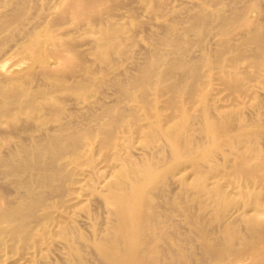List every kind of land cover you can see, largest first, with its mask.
Masks as SVG:
<instances>
[{
  "label": "bare ground",
  "instance_id": "6f19581e",
  "mask_svg": "<svg viewBox=\"0 0 264 264\" xmlns=\"http://www.w3.org/2000/svg\"><path fill=\"white\" fill-rule=\"evenodd\" d=\"M168 1L66 0V5L63 2L60 6L64 7L59 14H50L51 11L43 14V11L40 12L43 14L42 19L31 20L30 10L41 8V4L38 5L37 0H14L11 4L13 6L6 11L1 10L0 14L1 32L12 23H16L20 28L17 38L7 36L0 40V118L9 115L12 104L28 108L32 116H39L41 108L46 105L56 118L61 109L57 103L59 99H64L55 94L58 89H85V93L90 92L93 86L84 84L83 81L87 77L78 73V70L89 72L91 77L105 70L91 68L85 56L87 52H80L81 47L77 49L79 47L75 36L55 30V24H64L70 17L77 18L78 21L73 20L77 22V29L85 27L95 34L90 33L94 37L93 47L88 48L94 52L97 61L114 62L115 55L124 56L132 51L130 45L134 43L137 32L142 29H126L125 26H120L122 22L119 24L110 17L118 15L123 7L130 6L135 11L144 7L143 4L152 5L151 9L154 11H163ZM260 1L262 3L263 0ZM211 2L219 6L229 2L230 6L228 7L227 3L229 9L223 10L221 14L220 11V15H217L205 7L200 8V1H196L194 5L192 2L186 3L184 10L187 14L183 20H186L188 25L185 30L198 35L202 31L208 32L211 24L216 23L219 30L232 34L231 38L222 40L221 49H215L214 61L218 63V78L235 93L234 99L241 101L240 94L250 91L253 86L244 81L239 62L245 58L251 59L246 70L250 77L264 74V14L260 17L252 15L256 9L262 10L264 5L256 0ZM2 4L4 3H1V6ZM148 7L150 8L146 6L147 9ZM49 9H52V6ZM174 13L172 12L173 15ZM42 29L46 31L45 38L40 35ZM143 30L149 31L155 45L160 48L167 46L171 50L164 47L168 50L161 51L158 47L159 49L143 48L137 52L135 71L139 73L125 70V78L115 76L111 79L118 93L113 97L114 100L117 99L115 102L110 98L114 103L105 100L101 105L93 104L96 107L98 105V110L90 108L87 114L84 112V118H87L84 128L70 126L64 120V123H58L52 128L39 129V132L30 136L27 134V140H21L19 144L15 142L18 145L9 150H0V164L6 167V173L15 176L11 184L20 190L17 199L6 200L0 195V246L7 242V237L16 242L19 248L39 247L41 251L54 250L62 244L75 259L82 261V253L75 240L85 235L81 224L88 225L93 218L92 211L86 206L89 200L94 199L111 215L100 232L90 235V245L105 264H187L192 257L191 253L183 252L182 247L173 249L170 246L162 219L167 208L160 199H165L167 183L170 178H174L178 181L176 184L179 183L176 187L180 193L185 188L192 189L190 193H195L196 199L206 197L207 201L214 204L212 211L218 219L214 229L217 234L215 245L209 243L210 230L206 229L205 222L197 223V233L205 239L202 244L205 255L201 261L204 260L206 264H264V147L258 143V132L250 131L249 123L243 122L240 111L233 109L236 103H224L223 97H218L209 86L206 89L201 88L202 81L203 85L210 83V79L203 80V76H211L214 69H210L207 74L202 68L212 60V57L203 51V45L201 49H193L194 45L203 43L201 35L193 38L190 34L191 38H185L178 28L175 29L168 22L152 24ZM210 35L214 36L211 33ZM244 46H247V49ZM136 47L132 46V49L135 50ZM15 57L18 59L14 60ZM117 58L118 56L115 59ZM96 59L90 60L97 63ZM133 60L130 57V61ZM17 65H20L21 69L41 66L39 71L42 76L51 77L53 82L43 84L44 86L41 85L42 82L33 87L18 80L16 84L9 86L10 81L21 78L16 74L19 68ZM96 82L98 80H94V83ZM150 87L153 91H150ZM105 93L101 95L105 96ZM164 95L166 98L161 99ZM127 98L133 100L136 105L126 108L121 102ZM212 99L214 104L210 103ZM189 104H199L201 108L193 112ZM232 120L236 123L233 124ZM195 124L203 128L207 146L195 144L190 132ZM3 130L0 129V136L5 138L7 134L6 130ZM161 137L165 141L163 145L159 141ZM141 142L143 145H138ZM42 187H48L49 190H42ZM169 187L171 188V185ZM51 193L55 194L65 208H60L62 211L59 210L57 216L55 211H58L59 207L54 201H49ZM189 201L191 200H183L186 209H190ZM235 202L238 205L234 204ZM78 208L87 210L76 217ZM175 210L178 211L179 208ZM64 211L66 213L63 214ZM56 217H59L56 228L45 224V219ZM239 222L244 223L247 232L241 231ZM83 228L87 229L86 226ZM55 236L63 238L61 244L54 240ZM27 255L33 253L28 251ZM212 256L225 262H211L209 258ZM52 262L48 260L46 264Z\"/></svg>",
  "mask_w": 264,
  "mask_h": 264
},
{
  "label": "rangeland",
  "instance_id": "374dc122",
  "mask_svg": "<svg viewBox=\"0 0 264 264\" xmlns=\"http://www.w3.org/2000/svg\"><path fill=\"white\" fill-rule=\"evenodd\" d=\"M38 1V5L39 3L42 5H39L41 8L37 9V8H32L30 11H31V20L32 19H35V20H39V19H42V15L46 13H49L50 11V14L52 13H56V14H59L60 10L62 11V7H60L62 5V3L64 1H61V0H37ZM190 0H172L170 2V0L168 1L167 3V7H165V12L164 10L163 11H154L153 9H151L152 5H144V7L142 6L139 10H135L130 8V6H126L125 8L123 7L118 15H115V16H112L110 17V19L112 21H118V23L122 22L120 24V26H125L126 29H128L129 27V30H141V32H137L136 34V39L134 37V43H132L130 45V50L131 52H128L127 54H124V56L122 55H118V61L117 59H115L117 56L115 55V58H114V62H102V61H97L96 59V55L94 54V52L90 51L89 48H92L93 47V43H92V39L94 38L93 35H90V33H92L90 30H88L87 28L85 27H78L79 29H77V22L75 21H78L77 18H74V17H70V20L67 22H63L62 23H57L53 26V28L55 30H59V31H63L65 34H69L70 33V36L74 37L72 38L75 42H77V49H81L79 50L80 52L84 51V52H87L85 53L84 55L86 56V58L89 60L88 61V65L90 66L91 64V68L94 67L95 68H99L103 70V72H99L97 73L96 75L92 76L91 77V74L89 72L85 73L83 72L84 70H78L80 72L78 73H81L85 78L87 77V79L84 82L85 85H91L93 86L92 90L90 92H86L85 89H79L77 91H71V90H66V89H61V90H57L55 92V94H58L60 97L62 96L64 99H59L58 101V106L61 107L60 109V114L58 115V117L55 118V115L52 114V111L49 110L48 107H46V105H43V109L41 108L40 110V113H39V116H32L31 115V112L28 108H20L18 107L17 105L15 104H12L11 107H10V113L9 115L7 116H4L3 118H0V129H4L3 131L6 130V133L7 134V138L5 140L4 136H0V150L2 151L3 150H9L11 147H15L19 144V142L21 140H27V138L35 133V132H39V129H42V128H52L54 127L55 125H58V123H64V120L66 123H68L70 126L71 125H76L78 127H82L84 128L87 123V118H84L85 115L87 114V112L89 110H91L92 108L93 109H97L98 110V105L97 107L95 106L96 104H99L101 105L102 103L104 102H111V103H114L115 100L117 99H113V97L115 98L116 95H118L117 91L115 90V87L114 85L112 84V81L111 79L115 76H123L125 75V72L127 71H131L132 73H139V71H135L137 69L135 64H136V61L138 60V53L141 49L143 48H153V49H156V48H160V46L158 45H155V43L152 41V36L150 33H148L149 31H144L143 29L145 28H148L149 26H151L152 24H158V23H165V22H168L172 25V27H174L175 29L178 28V30H180L182 32V34L185 36V38H188L189 39V36L191 38V35L193 38L198 37L199 35H201L203 37V43L200 45V44H196L193 46V49L195 48L196 49H201L202 48V45H203V51H205L209 56L212 57V60L208 61L207 63H205L203 65V70L204 72H207V74H209V70L214 68L211 72V76H203V80H207V79H210V83L209 84H205L203 85V81L201 83V88L202 89H206L208 86L209 88H212L214 90V93L217 94L218 97H223V102L226 103V104H231V103H236L233 105V109L235 110H238L240 111V113L242 114V118H243V122L244 123H249V130L252 131V132H258V143L260 144H263L262 146L264 147V74H260L259 77L256 76V77H250L248 71H246L248 69V64L250 62L251 59L249 58H245V59H242L240 62H239V70L242 72V75L244 77V81L248 84V85H251L253 86L252 89L244 94H240L239 98L241 99V101H237L234 99L235 97V93L233 91H231L228 86L224 83V81L220 78H218V75H217V71L219 69H217V65L218 63L216 61H214V53L217 49H221L222 48V40L224 38H228V37H232L231 35L232 34H229L227 32H223L221 30H219L217 27H216V23L214 25L211 24V27L213 28H209L208 32L207 31H202L201 34H196V33H193V32H188L187 30H185L186 26L188 25L187 21L186 20H183L185 17H186V10H184V6H186L187 4L186 3H190L192 2V5H194V3L196 1H200L201 5H200V8H204L205 9H208V10H211V11H214L215 14H219L218 12L223 13L224 11H226L227 9H229L228 7L230 6L229 2L225 3V4H214V2H211V0H191L190 2H188ZM210 1V3H209ZM246 1V0H245ZM248 1V0H247ZM258 2H260V4L263 6L264 4V0L261 1L260 0H256ZM49 2V3H47ZM55 2V3H54ZM170 2V3H169ZM184 2V3H182ZM204 2V3H203ZM207 2V3H205ZM1 3H4L2 4L1 6ZM0 3V14L2 11H6V9H10L13 5H11L12 3H14V0H2ZM43 3H45L46 5H44ZM54 5H52V4ZM56 3H58L56 5ZM65 5H66V0H65ZM63 3V4H64ZM213 3V4H212ZM178 4V5H177ZM181 4V6H180ZM227 4V6H226ZM11 5V6H10ZM56 5V6H55ZM183 5V6H182ZM191 5V4H189ZM191 5V6H192ZM48 8H47V7ZM52 6V9H49V7L51 8ZM55 6V7H54ZM146 6H150V8L148 7V9L146 8ZM170 6V7H169ZM216 6V7H215ZM219 6V7H218ZM226 6V7H225ZM54 7V8H53ZM176 7L178 9H176ZM181 7L182 9V13H181V9H179ZM47 8V9H46ZM146 8V10H151V11H146L144 10ZM256 8V7H255ZM254 8V9H255ZM42 9V10H41ZM59 9V10H58ZM2 10V11H1ZM35 10V11H34ZM37 10V11H36ZM41 10V11H40ZM49 10V11H48ZM58 10V11H57ZM168 10V11H167ZM183 10H184V13H183ZM217 10V11H216ZM219 10V11H218ZM224 10V11H223ZM44 11V12H43ZM259 11V12H258ZM36 12V13H34ZM40 12H43V14H41ZM121 12V13H120ZM134 12V13H133ZM140 12V13H139ZM168 12V13H167ZM172 12L174 13V15L172 14ZM32 13H34L32 15ZM135 13L137 15H135ZM256 13V14H255ZM41 18H39L40 16ZM122 14V15H121ZM140 14V15H139ZM152 14V15H151ZM180 14V15H178ZM219 14V15H220ZM261 14L263 15L264 14V6L261 9H256L255 12L253 11L252 12V15L253 16H257V17H260ZM139 15V16H138ZM149 15V16H148ZM178 15V17H177ZM118 16V17H117ZM146 16V17H145ZM155 16V17H154ZM170 16V17H169ZM181 16V17H179ZM183 16V17H182ZM34 17V18H32ZM36 17V18H35ZM119 18L116 19V18ZM154 17V18H153ZM171 18V19H170ZM173 18V19H172ZM179 20H178V19ZM72 19V20H71ZM74 19H76L75 21H73ZM146 21H145V20ZM154 19V21H153ZM182 19V21H181ZM186 19V18H185ZM124 20V21H123ZM152 20V21H151ZM148 21V22H147ZM75 22V23H74ZM153 22V23H152ZM156 22V23H155ZM183 22V23H182ZM185 22V23H184ZM70 23V24H69ZM75 24V25H74ZM148 24V26H147ZM68 25V26H67ZM140 25V26H139ZM214 25V26H213ZM59 26V29H57V27ZM66 26V27H65ZM144 26V28H143ZM179 26V27H178ZM15 27V28H14ZM56 27V28H55ZM138 27V28H137ZM140 27V28H139ZM64 30H61L63 29ZM66 28V29H65ZM18 29L20 30V28L17 26V24L15 23H12L10 24V26L6 29H3L2 32L0 31V40H4L7 36H15V38H17L16 36H18V34H20V32L18 31ZM70 29V30H69ZM182 29H184L182 31ZM12 30V31H11ZM66 30V31H65ZM68 30V31H67ZM79 30V31H78ZM15 33H14V32ZM41 36L42 37H46V31H44L43 29L41 30ZM89 31V32H88ZM187 31V32H186ZM215 31V33H214ZM78 32V33H77ZM184 32V33H183ZM205 32V33H204ZM11 33V34H10ZM17 33V34H16ZM73 33V35L71 34ZM204 33V34H203ZM213 34L214 36L210 35ZM15 34V35H14ZM94 34V33H92ZM144 34V35H143ZM147 34V35H146ZM191 34V35H190ZM194 34V35H193ZM208 36H211V37H208ZM88 35V37L86 36ZM95 35V34H94ZM146 35V37H144ZM65 37H67L66 35H64ZM92 37L90 39V37ZM188 36V37H187ZM34 37V36H33ZM83 39H82V38ZM148 37V38H147ZM80 39L81 42H79L78 39ZM89 39V40H88ZM91 40V41H90ZM139 40V42H138ZM14 41V39H13ZM30 41V39L28 40V42ZM84 41V42H83ZM140 42H142L141 44H139ZM208 42V43H207ZM212 42V43H211ZM215 42V43H214ZM84 43V44H83ZM91 43V44H90ZM139 45H138V44ZM151 43V44H149ZM206 43V44H205ZM79 44V46H78ZM135 44V46H134ZM154 44V45H153ZM215 46H214V45ZM217 44V46H216ZM92 45V46H90ZM137 45V47H136ZM141 45V46H140ZM212 45V47L210 46ZM132 46L136 49L134 50V48L132 49ZM144 46V47H143ZM153 46V47H152ZM156 46V47H155ZM43 47V46H41ZM39 47V49L41 48ZM89 47V48H88ZM140 47V48H139ZM164 47H167V46H161L160 50L161 51H166L168 50L167 48H169L171 50L170 47H167V48H164ZM206 47V48H205ZM214 47H217V48H214ZM220 47V48H219ZM245 47V46H244ZM158 48V49H159ZM164 48V49H163ZM247 49V46L245 47ZM86 49H88V51H85ZM139 49V50H138ZM212 51H211V50ZM216 49V50H215ZM245 49V50H246ZM134 51V53H133ZM136 51V52H135ZM21 52V51H20ZM83 53V52H82ZM136 53V54H135ZM250 53V52H248ZM20 54V53H19ZM18 54V55H19ZM130 56H129V55ZM132 55V56H131ZM89 56V57H88ZM127 56H129V58H127ZM137 56V57H136ZM19 57V56H17ZM17 57H15L14 60L18 59ZM91 57V58H90ZM93 57V58H92ZM126 57V58H124ZM130 57H131V60H133V62L130 61ZM135 57H136V60H135ZM94 61V59H96L97 63L96 62H93L91 61L90 59ZM123 61H122V60ZM117 60V61H116ZM129 60V61H128ZM116 62V63H115ZM123 62V63H122ZM127 62V63H126ZM93 63V64H92ZM94 64H96V66H94ZM101 64V66H100ZM102 64H104V66H102ZM61 65H63V62L61 63ZM19 68L18 70L16 71V74H17V77H21L20 79H14L12 81H10L9 83V86L10 84H16L18 82V80L20 81H25L27 82L29 85L33 86H37V85H40L42 82L41 85L43 84H49L50 82L52 83L53 82V79L51 77H46V76H42V74L40 73L39 69L41 66H34V67H29L27 69H24L20 67V65H17ZM100 66V67H99ZM107 66V67H106ZM131 66V67H130ZM134 66V67H133ZM126 67V68H125ZM134 69H133V68ZM246 67V69H245ZM111 68V69H110ZM126 70V71H125ZM133 70V71H132ZM244 70V71H243ZM27 72H30V73H27ZM38 72V73H37ZM23 73V74H21ZM37 73V74H36ZM122 74V75H121ZM39 75H40V78H39ZM114 75V76H113ZM35 76V78H34ZM38 76V78L36 77ZM71 76V75H70ZM111 76V77H110ZM126 76V75H125ZM90 77V78H89ZM35 80H34V79ZM89 78V79H88ZM106 78V80H104ZM125 78V77H124ZM33 81H32V80ZM37 79V80H36ZM92 79V80H91ZM94 80L98 82L94 83ZM110 82H109V81ZM47 83H46V82ZM104 81V82H103ZM106 81V83H105ZM109 83H108V82ZM31 82H33V84H31ZM45 82V83H44ZM105 83V84H103ZM103 84V85H102ZM108 84V85H107ZM112 84V85H111ZM8 85V84H7ZM95 85V86H94ZM107 87H106V86ZM110 85V86H109ZM8 86V87H9ZM44 86V85H43ZM98 86V87H97ZM102 87V88H101ZM106 87V88H104ZM114 87V89H113ZM151 87H153V85H151ZM150 87V91H153V88L151 89ZM99 88L101 90H99ZM104 88V90H103ZM110 88V89H108ZM106 89V90H105ZM108 90V91H107ZM263 90V91H262ZM104 91V92H103ZM106 92H109V93H105ZM115 91V92H114ZM100 92V93H99ZM111 92V93H110ZM262 92V93H261ZM82 93V94H81ZM103 93H105V96H102ZM115 93V94H114ZM261 93V94H260ZM70 94V95H69ZM108 94V95H107ZM109 94L112 96L109 97ZM259 94V95H258ZM67 96L65 98V96ZM250 95V96H249ZM263 95V97H262ZM101 96V97H100ZM253 96V97H252ZM59 97V98H60ZM71 97V98H70ZM97 97V98H96ZM100 97V98H98ZM107 97V98H105ZM75 100H74V99ZM84 98V99H82ZM103 100H102V99ZM110 98L111 100H114L113 101H110ZM117 98V97H116ZM166 98V95H164V97H161V99H164ZM66 99V100H65ZM72 99V100H71ZM95 99V100H94ZM99 99V100H98ZM109 99V100H108ZM74 100V101H73ZM106 100V101H105ZM129 98L127 99H124L122 100V104L124 106H126V108H131L133 106L136 105V103L133 101V100H129ZM67 101V103H65ZM73 101V102H72ZM83 101V102H81ZM93 101V102H92ZM99 101V103H98ZM104 101V102H103ZM260 101V102H259ZM96 102V103H95ZM102 102V103H101ZM72 103V104H71ZM75 103V104H74ZM78 103V104H77ZM162 103V102H161ZM210 103H213L214 104V100L212 99L210 101ZM87 104V105H86ZM95 104V105H93ZM263 104V105H262ZM72 105V107H71ZM74 105V106H73ZM85 105V107H83ZM89 105H91V107H89ZM190 105V110L191 111H197L201 108V106L199 104H189ZM13 106V107H12ZM45 106V107H44ZM17 107V108H16ZM71 107V108H70ZM80 107V108H79ZM88 107V108H87ZM256 109H255V108ZM46 108V109H45ZM48 108V109H47ZM91 108V109H90ZM49 112H48V111ZM70 110H74V112L72 113ZM82 110V111H81ZM88 110V111H87ZM245 110H247L245 112ZM259 110V111H258ZM64 111V112H63ZM77 111V112H76ZM80 111V112H79ZM263 111V112H262ZM71 112V113H70ZM86 114H85V113ZM67 113V114H65ZM251 113V114H250ZM255 113V114H254ZM69 114V115H68ZM74 114H75V117H74ZM249 116H248V115ZM67 115V117H66ZM73 115V116H72ZM78 115V117H77ZM82 117H80V116ZM61 116V117H60ZM250 117L248 119V117ZM254 116V117H253ZM60 117V118H59ZM65 117V118H64ZM260 117V118H259ZM70 118V119H69ZM19 119V120H18ZM76 120L75 122H73V120ZM79 119V120H78ZM84 119V120H82ZM86 119V120H85ZM254 119V120H253ZM258 120V123H257V120ZM69 122H68V121ZM198 120V118L196 119ZM28 121V123H27ZM233 121V124L236 123L235 120H232ZM31 122V123H29ZM71 122V123H70ZM73 122V123H72ZM253 122V123H252ZM262 122V123H260ZM77 123V124H76ZM4 124V125H3ZM11 124V126H10ZM17 124V125H16ZM29 126H28V125ZM22 125V126H21ZM24 125V126H23ZM50 125V126H49ZM80 125V126H79ZM4 126V127H3ZM21 126V127H19ZM26 126V127H25ZM3 127V128H2ZM11 127V129H9ZM13 127V128H12ZM31 127V128H30ZM27 128V129H26ZM38 128V129H37ZM9 131V132H8ZM263 131V132H262ZM8 132V133H7ZM18 132V133H17ZM191 134L193 135L194 137V142L195 144H199V145H202V144H205V146H207L206 142H205V135H204V130L203 128H200L198 127L197 124H195L194 128L191 129ZM13 133V134H12ZM17 133V134H15ZM26 134V135H24ZM27 134L29 136H27ZM15 135V136H14ZM22 135V136H21ZM22 138H20V137ZM9 138V139H8ZM14 140V141H13ZM200 140V141H199ZM160 143L161 145H163L165 143L164 139L161 137L160 138ZM11 142V144H10ZM15 142H17L15 144ZM4 143V144H3ZM7 145L9 147H7ZM138 145H143V142L141 143H138ZM6 146V147H5ZM6 167L4 165H1L0 164V195L3 196L6 200H12V199H17V196L19 195L20 193V190L16 187H13V185L11 184V181L12 179L15 177L13 174H9V173H6L5 171ZM2 177V178H1ZM6 180V182H5ZM172 181V183H170ZM9 182V184L7 185V183ZM178 181L174 180V178H170L168 183H167V190H166V193H165V199L162 200V198L160 199V202H162L163 204H165L167 210H166V215L164 217H162L163 221H164V226H165V230L167 231V238L170 242V246L173 248V249H176V248H183V252L185 253H191L190 254V262L187 263V264H206L204 263L203 261H201V259L204 258V249L202 248V244H203V240H205L203 237L199 236L197 232L198 231V228H197V223L199 221H203L205 222V227L207 230H210L209 231V238H210V241L209 243L211 245H215L217 243V240H216V233L214 232V229L216 228V224L218 223V219H216V216H215V213L213 210L214 208V204H212L211 202L207 201L206 200V197H200V199H196L195 197L197 196L195 193H190L192 192V189H184L182 193H180V190L178 191V184H176ZM171 185V188L169 187ZM175 188H174V187ZM7 187V189H6ZM4 188V189H3ZM13 188V189H12ZM172 190L170 192V190ZM42 190L44 189H48V187L44 188L42 187L41 188ZM175 189V190H174ZM2 190V191H1ZM6 190V191H5ZM8 194H6V193ZM15 192V193H14ZM173 193V194H172ZM171 194V195H170ZM184 194V195H183ZM169 196H172V197H169ZM180 196V197H179ZM15 197V198H14ZM51 199L49 201H54L53 203H55L58 207V211H55V214L56 216L58 215V212H60L59 210H61L60 208L62 209H65L63 208L64 206H62V202L57 198L55 197V194H52L50 195ZM170 198V199H169ZM194 198V199H193ZM172 199V200H171ZM184 199H189L191 201L190 204V209H186L184 207V202L183 200ZM199 200V201H198ZM168 201V202H167ZM196 201H197V204H196ZM201 201H205L204 203L201 202ZM195 203V204H194ZM236 205H238L236 202L234 203ZM233 204V205H234ZM197 205V207H196ZM170 207V208H169ZM196 207V208H195ZM86 208H89L91 211H92V216L93 218H91L90 220V223L88 225H82L81 224V229L82 231L84 232V237H79L77 238L75 241L77 243V245H79L80 247V250H81V253H82V258L83 260L82 261H79L77 258L75 259V256H73L71 253H69L64 247L63 245L61 244V240L63 239L61 236H55L54 237V240L56 242H58L59 244L61 245H58L55 247L54 250H48V249H45L43 251H41V249L38 247L37 249L36 248H33L31 246H26V247H23V248H19L16 244V242L14 243V241L12 239H10L9 237H7L6 239V243L3 244V246H0V264H46V262L48 260H52V264H88L90 263L91 261L93 262V264H103L104 260L102 259V257L94 250V248L90 245L91 244V240H90V235L92 236V233L94 232H100V229H102V227H104L105 223H106V220L108 218L111 217L110 213L107 211L106 208H104V206H102L99 202H97L96 200L94 199H91L87 202V206ZM98 208V209H97ZM174 208V209H172ZM175 208H179V210H175ZM97 209V210H96ZM197 209V210H196ZM87 209H84V208H78V210H76L75 212V216L76 217H79V214H81L83 211H86ZM169 210V211H168ZM195 210V211H194ZM62 211V210H61ZM102 211V212H100ZM107 211V212H106ZM192 211V212H191ZM194 211V213H193ZM106 212V213H104ZM202 212V213H201ZM207 212V213H206ZM66 213L65 211L63 212V214ZM104 213V214H103ZM206 213V215H205ZM169 214V215H168ZM197 217H196V215ZM201 214V215H200ZM203 214V215H202ZM195 215V216H194ZM205 216V218L203 217ZM212 216V217H211ZM192 218V219H191ZM201 218V220H200ZM213 218V219H212ZM64 218H61V220H63ZM169 219V220H167ZM177 219V220H176ZM58 221H59V217H56L55 219H49V220H46L45 219V224H47L50 228H56V225L58 224ZM192 221V222H190ZM170 222V224H169ZM207 222V223H206ZM167 224V225H166ZM238 227L241 229L242 232H247V229L245 228V225L243 222H239L238 223ZM244 225V226H243ZM10 226V225H9ZM87 227V229L83 228V227ZM167 226V227H166ZM181 228H180V227ZM215 226V227H214ZM177 228V229H176ZM210 228V229H208ZM244 228V230H243ZM179 229V230H178ZM213 229V231H212ZM171 230V231H169ZM90 231V232H89ZM182 231H183V234H182ZM88 236V237H87ZM183 239V240H182ZM182 240V241H181ZM81 241V242H80ZM196 241V242H195ZM80 242V243H79ZM186 242V243H185ZM188 244V245H187ZM90 245V246H89ZM61 246V247H60ZM188 248H187V247ZM92 247V248H91ZM187 249V250H186ZM202 249V250H201ZM93 250V251H91ZM31 252L33 253V255H30L28 256L27 255V252ZM195 251H198L195 252ZM201 251V252H199ZM203 251V252H202ZM94 252V253H93ZM97 253V254H96ZM96 254V255H95ZM69 255V256H68ZM84 256V257H83ZM55 257V259H54ZM58 257V258H57ZM61 257V258H60ZM86 257V258H85ZM175 258V256H173ZM201 257V258H200ZM203 257V258H202ZM211 257V256H210ZM200 258V259H199ZM62 261H61V260ZM103 261H102V260ZM191 259H193V261H191ZM19 260V261H18ZM64 260V261H63ZM71 260V261H70ZM86 260V261H85ZM101 261V263L99 261ZM209 260H211V262H225L223 259H219V258H216V257H213L212 258H209ZM39 261V262H38ZM41 261V262H40ZM66 261V262H65ZM59 262V263H58ZM81 262V263H80ZM92 262L90 264H92ZM98 262V263H97ZM192 262V263H191ZM105 264V262H104Z\"/></svg>",
  "mask_w": 264,
  "mask_h": 264
}]
</instances>
